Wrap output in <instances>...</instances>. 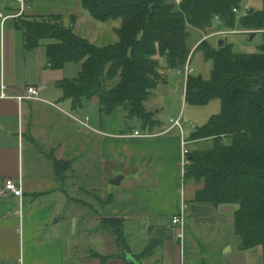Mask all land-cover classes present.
I'll return each instance as SVG.
<instances>
[{
  "label": "crops",
  "instance_id": "1",
  "mask_svg": "<svg viewBox=\"0 0 264 264\" xmlns=\"http://www.w3.org/2000/svg\"><path fill=\"white\" fill-rule=\"evenodd\" d=\"M30 3L32 9L24 17L38 16ZM18 8L17 0H0V13L4 15L14 14ZM74 12L76 33L82 37L97 43L100 36L116 34V27L110 29L109 25L95 21L78 5ZM22 18L0 19V81H6L13 96L22 95L29 86H40L45 100L63 110L61 104L73 110L72 101L64 98L58 86L67 77L65 68L54 70L47 66L49 43L43 41L38 48H26L24 32L18 27ZM183 69L177 72L183 74ZM66 112L44 102L19 103L15 99L0 98V264H69L68 233L73 236L75 219L79 223L88 217L85 208L90 205L73 196L91 193L80 187L77 174L80 169L86 170L93 160L110 177L108 185L103 186L112 197V205L108 207H113L114 213L109 215L124 219L125 230H130L132 236L137 235L131 243L146 245L139 254L153 240L159 241L153 254L145 257L151 264H188L190 256L199 264H261L262 248H253L256 251L250 255L251 250L241 246L235 233L234 213L238 206L196 202V194L204 182L183 177L180 132L178 129L167 132L171 125L162 124L159 110L154 112L159 124L152 131L124 129L125 114L121 110L105 116L96 130L79 126ZM180 116L190 152L200 149L202 142H211L191 141L189 136L196 127L188 125L183 114ZM128 125L125 122L124 126ZM136 130L155 136L132 137ZM211 147L209 143L206 148ZM53 159L72 162L65 180L55 173ZM118 176L123 177L121 183L111 184ZM7 179H21V199L9 192L2 194ZM125 183L129 190L134 187V192L115 193ZM135 207H147L148 218ZM149 207L164 208L159 211ZM168 207L171 211L166 214L164 210ZM183 207L185 227L181 237L180 227L172 221ZM142 219L144 223L140 225ZM69 222H73L71 232ZM93 243L101 244L99 238ZM74 250L72 247L71 251ZM76 251L82 255L83 248ZM75 261L83 264L84 260Z\"/></svg>",
  "mask_w": 264,
  "mask_h": 264
},
{
  "label": "trees",
  "instance_id": "2",
  "mask_svg": "<svg viewBox=\"0 0 264 264\" xmlns=\"http://www.w3.org/2000/svg\"><path fill=\"white\" fill-rule=\"evenodd\" d=\"M30 2V0H29ZM262 10L243 11L241 0H80V7L101 24L122 20L115 33L118 41L98 46L76 33V16L70 26L63 14L26 16L19 20L26 48L46 45L47 66L63 70L67 64L81 63L75 79L58 83L73 108L84 100L97 99L101 116L121 110L126 119H138L144 129L159 124L155 113L146 108L153 90L167 84L169 69L186 66L192 50L188 46L189 29L208 32L214 23L230 30H254L264 35V0ZM208 39L198 48L214 62L210 80L190 75L186 81L185 101L204 106L221 101V112L189 136L191 141H211L209 149L190 153L186 178L204 182L196 194L199 204L236 205L235 233L246 250L261 247L264 264V43L260 52L237 54L229 44L212 48ZM59 178L65 180L72 162L52 160ZM125 220L103 216L101 225L115 236L121 253L128 243ZM159 241L153 240L141 256L153 254ZM105 261L104 256L99 257ZM122 258H125L122 253ZM126 263V261H125ZM127 264V263H126ZM142 264V263H141Z\"/></svg>",
  "mask_w": 264,
  "mask_h": 264
},
{
  "label": "rangeland",
  "instance_id": "3",
  "mask_svg": "<svg viewBox=\"0 0 264 264\" xmlns=\"http://www.w3.org/2000/svg\"><path fill=\"white\" fill-rule=\"evenodd\" d=\"M14 2L15 0H11ZM34 6V13L39 14L38 16H47L51 14H63L65 17V25L70 26L71 17L75 16V9L79 5V0H30ZM242 1V9L243 11L248 12V10H262L263 2L262 0H241ZM177 4H180V0H176ZM31 4V3H30ZM242 12V11H241ZM239 17L240 14H238ZM106 25H109L110 29L112 27L120 28L122 25V20H112ZM220 32V34L214 35ZM223 32H230L225 34ZM256 32L254 30H242L240 26L236 25V27L232 30L222 27L218 22L214 23L213 29L208 32H203L201 30L189 29V39L188 46L190 50H192L190 56V68L192 69V75L194 77H202L204 80H210L212 76V72L214 69V62L211 59H207L204 50L199 49V44L208 39L209 45L217 49L220 46V42L223 41V45L229 44L233 47V51L237 54H254L260 52L261 46L264 43V35L262 33H257L254 36H251V33ZM80 34V33H78ZM118 41L117 34H110V37H99V41L96 43L98 46H105L108 44H112ZM52 41L46 40L44 44L50 43ZM225 42V43H224ZM44 48V47H43ZM160 63L163 70L169 76V82L167 85L158 86L157 90L150 97L149 101L146 103V107L148 110H152L158 113V117L165 127L171 125L170 120L172 118H178L181 114L184 115V121L189 125L192 123L196 128H200L205 125L214 115H217L221 112V101L219 99L212 100L208 104L204 106H194L187 104L185 101V76L183 74H179L177 72L179 69H169L167 66V61L164 58H160ZM81 68V63H70L65 66L66 78L73 80L77 77L78 72ZM184 70H182L183 72ZM63 94V91L61 90ZM64 110L68 111L70 109L71 113L77 116H88L92 121L89 123V126L92 130H96V128H100L101 122L105 119V116H101L99 114V104L97 99L92 100H84L83 107H79L73 110L65 106V104H61ZM69 111V112H70ZM124 114V113H123ZM125 122H129L127 127L124 126ZM123 128L130 130V128L143 129L142 124L138 119H126L123 121ZM168 137L170 135H167ZM211 142H202L200 144V149H206ZM93 160L90 163L86 170L80 169L78 172V182L80 187L89 190L91 193L86 194H78L74 193L73 196L77 199L85 200L90 205L89 208H85V211L88 212V217L85 220H82V217H79L80 221L78 223V219H75L74 228L73 222H69V232H73L70 235L68 233L67 240V255L66 258H69V264L74 263L77 258L83 264H126L122 258V253L120 251V247L117 243L115 236L110 232L109 229L104 228L100 223V218L103 216L112 217L109 214H113V207H108L112 205V197L109 196L104 185H108L107 182L110 181V177L105 174V171H102L97 163ZM93 189H97L98 191L93 192ZM129 190L128 185L125 183L122 187L117 188L115 193L119 191L123 192L124 190ZM100 190V191H99ZM139 210L140 213H144L145 218H148L147 207H135ZM146 208V209H145ZM164 207H149V209H155L162 211ZM168 214L171 210L165 208L164 210ZM146 212V213H145ZM143 215V216H144ZM84 221V222H83ZM140 225L144 223V220L139 221ZM124 233L127 240V248L133 251L138 256H141L139 252L146 246L143 245L142 242H139L137 245L131 243V239L136 236H132V232L130 230H125ZM74 237V238H73ZM95 238H99L101 244L100 246L94 245ZM143 238V236H142ZM70 239H73L71 244ZM130 240V241H129ZM147 240V239H146ZM75 248L74 251L71 249ZM76 248L82 249V255L80 252L76 251ZM251 253H255L256 250L250 249ZM131 251V252H132ZM145 251V250H144ZM143 254V253H141ZM104 256L106 258L105 261H102L99 257ZM85 258L89 259L86 261ZM72 259V260H71ZM74 259V260H73ZM142 264H151L152 262L148 259H141ZM199 264L196 261L194 256H190L188 258V264Z\"/></svg>",
  "mask_w": 264,
  "mask_h": 264
},
{
  "label": "built area",
  "instance_id": "4",
  "mask_svg": "<svg viewBox=\"0 0 264 264\" xmlns=\"http://www.w3.org/2000/svg\"><path fill=\"white\" fill-rule=\"evenodd\" d=\"M19 8L18 11L14 14L11 15H4L3 13H0V19H2L3 21L9 19V18H13V19H18V18H22L26 15L27 12H29L32 9V5L30 4L29 0H17ZM179 2V0H178ZM236 13H239L241 17L246 16L247 12L246 11H239L237 9L234 10ZM225 34H228L230 32H223ZM220 34V32L214 34L217 35ZM184 74L187 78L192 75L193 71L190 68V58L186 64V66L184 67ZM10 87L9 85L6 83V81L4 79H1L0 81V98L2 99H15L17 100L19 103H23L24 101H39V102H44V103H48L60 110L64 111L63 109H61L58 105L47 101L43 98L42 96V90L43 88L40 86H29L26 88L25 92L22 95L19 96H13L10 94ZM67 115H69L79 126L85 128V129H91V127L89 126V117L88 116H77L71 113L66 112ZM171 123V128L167 131H171L173 129H178L180 132V140H181V167H182V175L183 177L186 176V171L187 168L190 166L191 164V160H190V150L188 148L189 145V141L187 140L186 137V130L184 127V122L182 119V116L178 117V118H172L170 120ZM190 126L192 128L193 124L190 123ZM132 137H138V138H148V137H153L155 135L151 134V133H142L140 131H134L131 134ZM5 192H9L12 195L19 197L20 199L23 196V189H22V182L21 179L20 180H15V179H7L4 183V190L2 191V194ZM173 225L175 226H179L181 229V237H183L184 235V227H185V215H184V207L182 208V211L180 213V215L176 216L173 218L172 221Z\"/></svg>",
  "mask_w": 264,
  "mask_h": 264
},
{
  "label": "water",
  "instance_id": "5",
  "mask_svg": "<svg viewBox=\"0 0 264 264\" xmlns=\"http://www.w3.org/2000/svg\"><path fill=\"white\" fill-rule=\"evenodd\" d=\"M251 11L253 12V9ZM220 46H223V41L220 42ZM122 179H123L122 176H118L117 178L111 181V184L119 185ZM122 251L127 264H141V262L133 255V253L127 247H124Z\"/></svg>",
  "mask_w": 264,
  "mask_h": 264
}]
</instances>
